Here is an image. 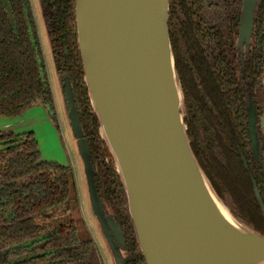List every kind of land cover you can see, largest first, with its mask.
Wrapping results in <instances>:
<instances>
[{
  "label": "water",
  "instance_id": "95a60500",
  "mask_svg": "<svg viewBox=\"0 0 264 264\" xmlns=\"http://www.w3.org/2000/svg\"><path fill=\"white\" fill-rule=\"evenodd\" d=\"M256 3L244 0L242 40L251 34ZM169 12L170 0H75L86 87L116 164L140 255L146 264H258L264 261V236L242 219L229 197L216 193L191 148ZM64 88L91 214L108 237L111 225L103 221L69 77ZM249 125L256 150L253 112ZM255 193L264 217L256 185ZM212 195L238 229L218 211Z\"/></svg>",
  "mask_w": 264,
  "mask_h": 264
},
{
  "label": "trees",
  "instance_id": "16d2710c",
  "mask_svg": "<svg viewBox=\"0 0 264 264\" xmlns=\"http://www.w3.org/2000/svg\"><path fill=\"white\" fill-rule=\"evenodd\" d=\"M61 1L42 0L56 67L61 76H70L64 69L73 65L84 85L77 36L64 33L69 8ZM204 1L170 0V41L187 134L216 193L229 197L242 219L264 236L251 180L233 145L228 146L234 108L222 76L235 70L226 54L227 39L204 17ZM38 105L56 122L30 0H0V119H18ZM254 180L263 196L264 171ZM77 195L72 169L44 161L34 133L0 132V264H103Z\"/></svg>",
  "mask_w": 264,
  "mask_h": 264
},
{
  "label": "flooded vegetation",
  "instance_id": "af4514ba",
  "mask_svg": "<svg viewBox=\"0 0 264 264\" xmlns=\"http://www.w3.org/2000/svg\"><path fill=\"white\" fill-rule=\"evenodd\" d=\"M39 2L50 41V34L53 33L50 31L51 28L42 6V0H39ZM61 2L69 8L63 15V27L66 29L64 33H66L68 38L74 35L77 36L74 15L75 0H62ZM204 3V17L206 20L209 19L215 30L218 31L219 29L227 39L226 54L229 63L232 64V68L235 70L230 75L225 74L222 76L223 79H226L225 94L231 99L234 108L232 118L234 119L235 130H232V124L230 123L228 125L230 133L228 132L227 134L232 143L228 146L231 147L233 145L234 149L232 151H235L240 158L251 180L254 197L262 214L255 193V185L263 204L264 195H261L259 186L254 179L258 172L264 171V127L262 125L264 120V97L260 95L262 88H264V0H257L253 28L248 41H246V38L241 39L244 0H205ZM52 56L56 65L53 49ZM64 70H68L70 74V76L60 77V86L65 96L66 108L69 110L64 78L69 77L73 87L75 106L79 114L84 137L90 147L91 161L96 171L95 187L104 213L103 221L111 225L108 229L109 236L107 237L102 231L101 224L96 219L104 244L112 250L113 258L110 256L111 261L113 259L114 264H146L144 258L140 255L133 224L117 178L116 164L109 155L101 124L95 118L89 92L87 94L84 93V88H86L85 76L83 74V85V80H78L82 76L81 71H78L80 76L78 75L77 77L73 65H69ZM251 112H253L256 119L255 128L258 140L256 150L250 137L249 115ZM215 152L219 156L218 151L216 150ZM219 159L221 160L220 156Z\"/></svg>",
  "mask_w": 264,
  "mask_h": 264
},
{
  "label": "rangeland",
  "instance_id": "374dc122",
  "mask_svg": "<svg viewBox=\"0 0 264 264\" xmlns=\"http://www.w3.org/2000/svg\"><path fill=\"white\" fill-rule=\"evenodd\" d=\"M30 4L39 35L47 77L53 93L56 122H54L53 117L42 105H38L26 111L25 114L18 119H0V132H13L15 134L34 133L44 161L68 166L72 169L75 175L81 215L98 248L103 264H113L107 246L103 242L99 227L96 222H94L91 211L89 213L90 207L87 198L83 162L79 155L77 144L68 120L66 112L68 109L65 110V96L62 94L60 88L61 81L59 82L60 79L55 69L40 2L39 0H30ZM260 95L264 97V88H262Z\"/></svg>",
  "mask_w": 264,
  "mask_h": 264
},
{
  "label": "bare ground",
  "instance_id": "6f19581e",
  "mask_svg": "<svg viewBox=\"0 0 264 264\" xmlns=\"http://www.w3.org/2000/svg\"><path fill=\"white\" fill-rule=\"evenodd\" d=\"M214 202L216 204V207L218 209V211L222 214V216L232 225L234 226L236 229H238L240 226L232 219V217L230 216L229 212L227 211V209L220 203L218 202V200L215 198L214 195H212ZM258 264H264V261L258 263Z\"/></svg>",
  "mask_w": 264,
  "mask_h": 264
}]
</instances>
